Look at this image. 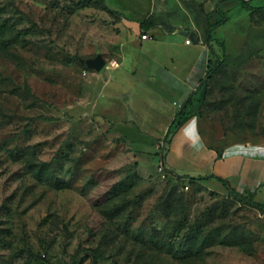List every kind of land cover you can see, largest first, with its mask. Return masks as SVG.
I'll return each mask as SVG.
<instances>
[{"label": "rangeland", "instance_id": "374dc122", "mask_svg": "<svg viewBox=\"0 0 264 264\" xmlns=\"http://www.w3.org/2000/svg\"><path fill=\"white\" fill-rule=\"evenodd\" d=\"M213 8L0 0V264H264V213L190 178L264 204V13L236 1L206 40ZM172 187L181 202L164 212ZM214 228L226 244L178 252Z\"/></svg>", "mask_w": 264, "mask_h": 264}, {"label": "trees", "instance_id": "16d2710c", "mask_svg": "<svg viewBox=\"0 0 264 264\" xmlns=\"http://www.w3.org/2000/svg\"><path fill=\"white\" fill-rule=\"evenodd\" d=\"M101 1L103 3L104 0H101ZM218 1L219 0H211V2L213 4H215V7L211 11L208 12L207 17H206V27H205V36H204L206 38V40H208L211 30H213L215 27L220 25L226 19V17L224 16V13L221 11L219 12L220 8L218 7ZM235 1L239 2L241 7L250 13V16H252L256 13H264V6H258V7L252 6L249 4L250 0H235ZM102 8L103 9L105 8V6L103 4H102ZM217 13H219V15L216 17L215 15ZM217 43L222 48V57L226 58L223 41L217 40ZM214 68H215V66L211 65V59H209L207 62V65H206L205 74H204L203 78L200 80V82L198 83V85H197L198 87L196 86L194 88V90H196V91L201 90V93H202V91H204L205 82L207 80H209V74H210V72H212L214 70ZM194 90L192 92H190V94L184 100L183 104L180 106V109L175 113V115H174L175 118L181 117L186 112V109L192 103V98L195 96ZM174 123H175L174 121L171 122V124L168 128V133L171 130ZM165 137H167V135ZM34 166L35 165L33 164L30 167L33 168ZM34 174L38 180H41L42 179V166H39L35 170ZM190 178H192L193 180L202 181V182L203 181H212L213 179H215V180L219 181L221 183V185L226 189L227 195L233 201H235L236 203H238L240 205L248 206V207H251V208L258 210L259 212L264 213V204H262L258 201H255L251 194L246 196V195L236 191L232 186H230L228 181L224 178L215 177V176L208 175V174L199 175V176L190 177ZM124 186H126V182L118 183V186H117V188L114 189L113 194H111L109 196L107 195V193L103 194L102 199L97 200L94 204H100L101 202H98V201H101L103 199H104V201L107 202L113 196H116L119 193L126 191L129 188V187H124ZM179 201L181 202V195H178L175 188L172 187L169 191L165 192L164 194H162L160 196V198L158 199V204L161 205V208L164 212H169L173 208H175L176 206H179V204H178ZM224 238L225 237L220 235L219 229H216V230H215V228L209 229V230L203 229L200 231V233H198V231H197L191 237L187 238L186 241L183 243L185 248L178 251V252L184 256L199 255L203 251V249L207 248L208 246H211L214 244H226Z\"/></svg>", "mask_w": 264, "mask_h": 264}, {"label": "water", "instance_id": "95a60500", "mask_svg": "<svg viewBox=\"0 0 264 264\" xmlns=\"http://www.w3.org/2000/svg\"><path fill=\"white\" fill-rule=\"evenodd\" d=\"M84 63L89 69L99 71L104 66L105 60L102 56L98 55L94 58L85 59Z\"/></svg>", "mask_w": 264, "mask_h": 264}, {"label": "crops", "instance_id": "0c3cea01", "mask_svg": "<svg viewBox=\"0 0 264 264\" xmlns=\"http://www.w3.org/2000/svg\"><path fill=\"white\" fill-rule=\"evenodd\" d=\"M236 1L235 0H219L218 1V7L220 8L219 9V12L221 11V12H223L224 13V16H225V12L227 11V10H229L230 9V7H232L233 5H234V3H235ZM213 7H215V4H213ZM219 15V13H217L215 16L217 17ZM141 41H144V40H140V42ZM205 71H206V69H205ZM204 74H205V72H204ZM198 85V84H197ZM197 85H195L191 90H193ZM191 90L189 91V93L191 92ZM188 93V94H189ZM188 96V95H187Z\"/></svg>", "mask_w": 264, "mask_h": 264}, {"label": "built area", "instance_id": "2783aa9c", "mask_svg": "<svg viewBox=\"0 0 264 264\" xmlns=\"http://www.w3.org/2000/svg\"><path fill=\"white\" fill-rule=\"evenodd\" d=\"M140 38H141V40H148V39H151V36L148 35V33H147L146 31H144V32L140 35ZM184 42H185V44H190V41L187 40V39H186ZM113 66L117 67V66H118V63L113 62Z\"/></svg>", "mask_w": 264, "mask_h": 264}]
</instances>
